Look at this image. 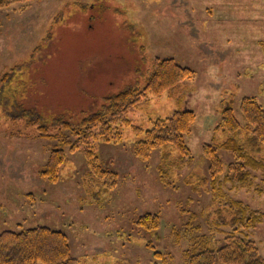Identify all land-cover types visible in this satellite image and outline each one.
Instances as JSON below:
<instances>
[{"label":"rangeland","instance_id":"374dc122","mask_svg":"<svg viewBox=\"0 0 264 264\" xmlns=\"http://www.w3.org/2000/svg\"><path fill=\"white\" fill-rule=\"evenodd\" d=\"M158 56L175 58L195 76L171 92H144L135 107L84 130L80 139L70 136L86 144L65 147L56 183L41 175L59 144L49 136L54 131L24 128L7 115L17 112L5 107L0 83V231L19 225L62 230L80 264H184L188 236L210 231L204 211L211 194L188 181L210 177L204 144L228 138L220 124L229 104L241 119L243 98L264 105V0H26L0 7V82L15 69L7 88L21 80L18 89L24 85L29 104L87 115L128 84L142 86ZM178 109L195 113L186 138L193 159L167 181L159 172L164 146L145 158L136 143L153 119ZM87 147L115 173L100 175L89 190ZM219 154L228 171L233 153L220 148ZM256 156L264 159V145ZM251 172L250 186L223 189L264 213V170ZM150 211L161 217L157 230L138 224ZM238 234L253 239L264 258V222ZM217 236H224L222 227ZM156 250L165 253L161 261Z\"/></svg>","mask_w":264,"mask_h":264},{"label":"trees","instance_id":"16d2710c","mask_svg":"<svg viewBox=\"0 0 264 264\" xmlns=\"http://www.w3.org/2000/svg\"><path fill=\"white\" fill-rule=\"evenodd\" d=\"M18 1L26 0H0V7ZM15 69L10 70L1 78V88L7 92V104L5 107L16 114L7 113L24 128H33L42 134H49L59 140V144L52 149L51 156L46 163L42 176L56 183L60 176L61 166L66 161L65 147L70 149H82L86 142L75 139L84 130L105 121L108 122L121 112L135 107L145 95H160L166 91L177 89L184 80L195 76L196 72L189 66L181 65L173 57H155L142 86L128 84L122 90L107 96L102 106L89 114H69L66 111H53L44 102L33 101L29 104L28 94L15 85L7 86ZM32 77V70H30ZM45 81V78L43 79ZM6 84V85H5ZM51 110V111H50ZM243 119L239 118L229 104L222 111V124L228 134L219 146L210 143L204 144V151L210 158V177H201L196 182L194 175H190L188 181L195 185L196 189L206 190L211 194V203L204 211L210 225V231L202 234L188 236L190 245L184 252V264H264V258L258 252L255 241L247 234L239 235L244 228L255 227L264 222V213L257 209H251L244 202L229 197L223 185L231 183L233 187H248L252 184V169L264 170V159L256 156V153L264 145V105L252 97H245L240 104ZM11 119V118H10ZM21 121V122H20ZM151 128L145 130V138L136 143L139 153L145 158L151 149L164 146L166 151L161 158L159 172L167 181L174 178L175 172L191 164L193 155L186 138L193 132L195 113L191 109H178L168 118H156L152 121ZM224 148L233 153L234 161L224 169L219 149ZM85 154L90 155V169L85 176L89 179L87 189L92 188L100 175L114 177L115 173L101 167L99 159L90 147L83 148ZM173 150L177 154H173ZM98 178V179H97ZM207 182V186L202 187ZM108 188H104L107 191ZM98 191H103L98 190ZM98 191L93 193L94 199L98 198ZM161 217L157 212H147L138 224L147 229L161 227ZM188 228L194 231L192 223ZM197 227V226H196ZM222 227L223 237L217 236V229ZM177 235V236H176ZM175 236L181 237L177 229ZM163 252L156 250L158 260L164 258ZM161 261V260H160ZM81 261L73 256L68 235L58 229L46 225H36L19 229H5L0 231V264H80Z\"/></svg>","mask_w":264,"mask_h":264}]
</instances>
